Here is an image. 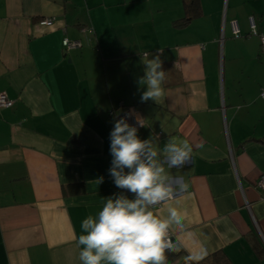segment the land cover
Returning <instances> with one entry per match:
<instances>
[{"label":"crops","instance_id":"0c3cea01","mask_svg":"<svg viewBox=\"0 0 264 264\" xmlns=\"http://www.w3.org/2000/svg\"><path fill=\"white\" fill-rule=\"evenodd\" d=\"M198 2L178 25L184 0H0V94L12 102L0 109V264H80L82 221L123 191L109 137L111 112L129 108L140 139L192 147L170 170L189 185L176 196L187 247L264 264V54L250 35L252 18L264 34V0ZM145 53L166 72L158 103L141 102ZM186 254L167 253V264Z\"/></svg>","mask_w":264,"mask_h":264},{"label":"clouds","instance_id":"9594fccd","mask_svg":"<svg viewBox=\"0 0 264 264\" xmlns=\"http://www.w3.org/2000/svg\"><path fill=\"white\" fill-rule=\"evenodd\" d=\"M152 57L148 53L142 57L145 74L137 83L146 88L141 102L158 103L165 94L166 72L160 56ZM259 99H264V91ZM137 124L144 127L139 117ZM109 139L113 157L109 175L123 191L105 198L101 210L82 221L83 234L77 240L80 264H167V253L181 251L187 252L180 257L183 264H200L206 252L187 247L185 241L192 233L185 228L183 201L176 199L189 185L170 171L191 162L192 147L170 136L163 146L158 138L142 140L127 118L114 120ZM96 182L102 183L103 177Z\"/></svg>","mask_w":264,"mask_h":264},{"label":"built area","instance_id":"2783aa9c","mask_svg":"<svg viewBox=\"0 0 264 264\" xmlns=\"http://www.w3.org/2000/svg\"><path fill=\"white\" fill-rule=\"evenodd\" d=\"M54 23V21L52 19H44L43 21L40 22L41 25L43 26H52ZM255 22L254 19H251V27H252V32L250 33L251 36H258L260 38L261 41V51L264 54V34H260L255 30ZM231 27H232V31L234 34V37L236 39H239L242 37V34L239 30L238 27V23L236 21L231 22ZM63 47L66 50H72L75 48H80L81 47V43L79 41H70L68 39H65L63 41ZM264 91V90H263ZM264 100V99H263ZM12 102H10L7 98L6 95L0 94V109L2 108H9L11 107ZM123 106V105H121ZM112 115L116 116V118H127V122L130 125H133L137 128H140V126L137 124V117L135 115V112L133 111V109L129 108V109H125L123 113L121 114H114L111 112ZM144 123V122H143ZM256 186L260 189H264V176L260 177L258 179V181L256 182Z\"/></svg>","mask_w":264,"mask_h":264},{"label":"trees","instance_id":"16d2710c","mask_svg":"<svg viewBox=\"0 0 264 264\" xmlns=\"http://www.w3.org/2000/svg\"><path fill=\"white\" fill-rule=\"evenodd\" d=\"M184 7H185V17L181 20V22H177L178 25H186L191 20L195 19L200 14V6L198 0H184ZM77 187L78 190H72L73 188ZM70 189V190H69ZM82 192V186H70L64 190L65 193H74V192ZM200 264H233L232 260L229 256L225 253V251L220 250L213 253L208 258L204 259L200 262Z\"/></svg>","mask_w":264,"mask_h":264}]
</instances>
